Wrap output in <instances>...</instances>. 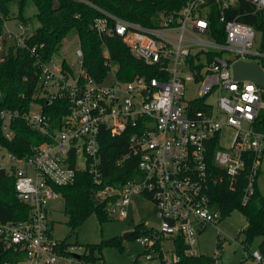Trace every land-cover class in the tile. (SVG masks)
I'll use <instances>...</instances> for the list:
<instances>
[{"label":"built area","instance_id":"1","mask_svg":"<svg viewBox=\"0 0 264 264\" xmlns=\"http://www.w3.org/2000/svg\"><path fill=\"white\" fill-rule=\"evenodd\" d=\"M75 1L100 13L91 25L102 41L113 31L146 71L118 79L104 42L108 70L100 79L86 73L78 43L73 61L78 72L63 58L36 55L38 100L50 104L64 99L67 111L55 122L42 111L40 101L35 102L38 111H0L6 139L13 137L10 125L19 116L42 137L30 146V154L20 157L0 144V168L13 176L16 196L29 208L25 219L0 220V242L20 255L13 264H89L81 258L84 249L62 250L48 217L51 202L63 199L56 188L72 184L78 172L87 171L109 218L125 219L133 196L152 202L160 223L147 226L149 232L136 238L146 251L140 258L143 264L176 262L177 237L185 255L198 256V235L220 220L211 204V187L228 181L233 189L249 160L245 203L260 171L264 132L256 129V120L264 110V84L236 79L233 65L255 61L264 71V36L242 20L261 17L264 0H186L177 9L162 11L153 25L124 19L91 0ZM18 26L19 32L3 33L0 51L25 45L28 35L22 24ZM9 40L13 45L7 46ZM108 74L112 78L107 81ZM104 128L111 136L129 132L127 151L117 164L136 161L137 172L130 178L105 182L99 145ZM223 128L234 131L227 148L219 144ZM223 247L219 238L218 253L207 264H219ZM244 256L250 264H264L258 249H244Z\"/></svg>","mask_w":264,"mask_h":264},{"label":"trees","instance_id":"2","mask_svg":"<svg viewBox=\"0 0 264 264\" xmlns=\"http://www.w3.org/2000/svg\"><path fill=\"white\" fill-rule=\"evenodd\" d=\"M28 0H0V39L5 20L12 17L10 4L15 2L18 7L17 17L24 20L23 10ZM36 7L35 17L39 25L32 34L25 39V45L10 46L3 53L0 60V111L10 110L24 113L31 104L37 101L42 103V111L57 121L67 111L64 99H57L50 104L38 100L39 92V68L35 63L36 55L47 59L56 54L63 39L74 32L77 43L83 52V67L88 75L95 79L105 76L108 67L104 65L102 42L105 43L111 62L117 66L116 76L120 80H128L137 74H144L146 67L133 57L128 46L113 31L106 35L102 41L92 28V21L99 16L92 7L75 0H31ZM97 6L110 11L124 19L137 22L142 25L155 24V18L162 11L179 8L186 0H91ZM243 21L255 25L264 36V11L261 17H243ZM214 24L219 25L215 19ZM264 68V60H261ZM10 129L13 137L6 139L3 135V123L0 119V144L17 156L30 154V146L42 141V137L31 128L25 120L19 116L11 122ZM256 129L264 132V110L260 112L256 120ZM129 132L119 136H111L107 129H102L99 135L100 155L103 176L106 183L114 180H124L136 174V161L128 159L117 164V159L128 148ZM215 145L210 147L214 150ZM249 160L241 176L233 183L230 189L229 182L223 181L211 187V204L213 209L220 213V220L229 216L233 211H239L246 220L244 228L240 231L244 235L243 248L248 249L254 239L260 238L257 249L264 256V195H262L255 183L254 193L243 203L242 196L246 185V171ZM211 166H213L211 164ZM215 167V166H214ZM260 171H258V174ZM258 177V175H257ZM63 197V212L67 217L66 225L70 236L89 216L95 215L102 223L108 219L105 201L97 198L95 192L97 185L93 183L92 176L87 171L77 173L72 184L56 188ZM28 206L17 196L14 187V178L4 169L0 168V220L13 221L25 219L28 215ZM110 219V218H109ZM149 232L147 225L138 223L134 230L125 238H137ZM219 235H217L216 246ZM62 250L67 246L66 239L61 240ZM104 245H119V239L110 238L97 244L83 245L84 253L81 255L83 263L109 264L105 262L101 254ZM158 245V244H157ZM175 252L179 259L172 264H207L213 260L203 254L188 256L184 254L185 245L180 237L175 239ZM81 246V245H77ZM158 249V246L156 247ZM140 254L134 255L132 264H143ZM20 259V255L6 250L0 242V264H13ZM163 264V262L159 263Z\"/></svg>","mask_w":264,"mask_h":264},{"label":"rangeland","instance_id":"3","mask_svg":"<svg viewBox=\"0 0 264 264\" xmlns=\"http://www.w3.org/2000/svg\"><path fill=\"white\" fill-rule=\"evenodd\" d=\"M12 17L5 20L2 25L3 33L19 32L18 24H22L24 35L32 34L35 28L39 25L35 17L36 7L31 0L26 2L23 10L24 20L17 17L18 7L15 2L10 4ZM12 40L7 42L12 43ZM1 43V40H0ZM77 45V38L74 32L68 34L62 41L57 58H63L70 62L73 71L78 72L80 67L75 56V47ZM4 51H0V59ZM112 78L108 74L106 80ZM32 111H38L39 106L34 102L30 106ZM243 127H246L243 124ZM234 131L232 128H223L220 137V147L227 148L230 146L232 135ZM256 184L259 192L264 195V153L261 162V170L256 179ZM52 221V232L54 238L58 240L66 239L67 243L76 247L73 253H81L83 245L97 244L102 240L110 238L119 239V245H104L101 248V254L105 262L109 264H132L134 255L143 252V246L136 240V238H125V234H129L134 230L138 223H143L148 227H158L160 220L152 202L141 197L133 196L129 207L128 216L125 219L108 218L102 223L96 218L95 215L89 216L75 231L69 235V228L66 225L67 217L63 212V199H55L50 204V211L48 215ZM246 224V220L239 211H233L229 216L218 221L217 225H208L197 238L196 248L200 254L206 257L213 258L217 251L216 240L217 235L224 241L223 249L219 250V264H250V259L245 258L243 245L244 235L240 232ZM260 238L248 245V249H257ZM81 245V246H77ZM158 260H152L145 264H159Z\"/></svg>","mask_w":264,"mask_h":264},{"label":"water","instance_id":"4","mask_svg":"<svg viewBox=\"0 0 264 264\" xmlns=\"http://www.w3.org/2000/svg\"><path fill=\"white\" fill-rule=\"evenodd\" d=\"M233 72L236 79H249L258 84L259 86H263L264 84V71L260 67V65L255 62H236L233 65ZM128 234H125L126 237Z\"/></svg>","mask_w":264,"mask_h":264},{"label":"crops","instance_id":"5","mask_svg":"<svg viewBox=\"0 0 264 264\" xmlns=\"http://www.w3.org/2000/svg\"><path fill=\"white\" fill-rule=\"evenodd\" d=\"M8 42H9V41H8ZM11 42H12V41H11ZM13 43H14V42H12V43H10V44H8V45H13ZM0 60H1V59H0ZM260 170H261V166H260Z\"/></svg>","mask_w":264,"mask_h":264}]
</instances>
